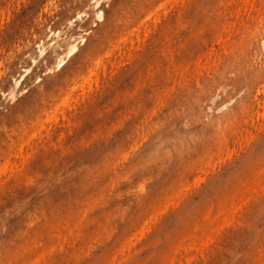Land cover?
Here are the masks:
<instances>
[{
  "label": "rangeland",
  "instance_id": "obj_1",
  "mask_svg": "<svg viewBox=\"0 0 264 264\" xmlns=\"http://www.w3.org/2000/svg\"><path fill=\"white\" fill-rule=\"evenodd\" d=\"M66 1L0 0V74ZM108 3L0 108V264H264V0Z\"/></svg>",
  "mask_w": 264,
  "mask_h": 264
},
{
  "label": "bare ground",
  "instance_id": "obj_2",
  "mask_svg": "<svg viewBox=\"0 0 264 264\" xmlns=\"http://www.w3.org/2000/svg\"><path fill=\"white\" fill-rule=\"evenodd\" d=\"M93 7L90 0H67L59 4L50 19L38 25L36 33L22 43L13 61L0 74V108L6 106L11 98L14 100V95L21 90L20 84L25 74L34 64L39 63L41 71L46 72L57 62L63 64L65 56L77 50L81 39L77 37L73 40V36L82 34L79 20L86 17L96 19ZM89 73L81 77L82 85L79 84L78 88L91 82L93 77H98L95 66L89 69Z\"/></svg>",
  "mask_w": 264,
  "mask_h": 264
},
{
  "label": "snow or ice",
  "instance_id": "obj_3",
  "mask_svg": "<svg viewBox=\"0 0 264 264\" xmlns=\"http://www.w3.org/2000/svg\"><path fill=\"white\" fill-rule=\"evenodd\" d=\"M43 2V0H35L36 7L38 8L39 5ZM91 5H93V13L95 14L96 20L99 22L101 20L106 19L107 13L110 10V5L108 0H90ZM60 67V66H58ZM66 65L64 68H61V71L65 70ZM121 133H117L116 136L113 138L110 144L104 145L100 143L99 145L93 144L90 149L85 150L81 155L87 159H99L103 156V154L109 151L110 148L114 147L117 143H119V137ZM261 157L264 158V152H261ZM164 225L162 224V227Z\"/></svg>",
  "mask_w": 264,
  "mask_h": 264
},
{
  "label": "clouds",
  "instance_id": "obj_4",
  "mask_svg": "<svg viewBox=\"0 0 264 264\" xmlns=\"http://www.w3.org/2000/svg\"><path fill=\"white\" fill-rule=\"evenodd\" d=\"M75 167H76V164L73 163V164L71 165V167H70L69 169H67L66 171L71 172Z\"/></svg>",
  "mask_w": 264,
  "mask_h": 264
}]
</instances>
